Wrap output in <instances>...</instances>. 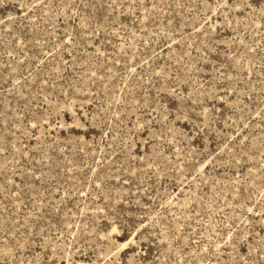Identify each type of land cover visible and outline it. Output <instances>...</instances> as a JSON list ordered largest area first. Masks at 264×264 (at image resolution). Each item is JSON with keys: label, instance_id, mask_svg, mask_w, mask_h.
<instances>
[{"label": "rangeland", "instance_id": "1", "mask_svg": "<svg viewBox=\"0 0 264 264\" xmlns=\"http://www.w3.org/2000/svg\"><path fill=\"white\" fill-rule=\"evenodd\" d=\"M0 264H264V0H0Z\"/></svg>", "mask_w": 264, "mask_h": 264}]
</instances>
